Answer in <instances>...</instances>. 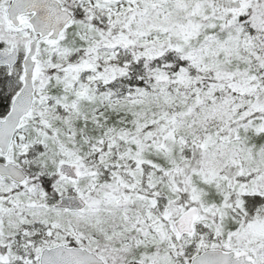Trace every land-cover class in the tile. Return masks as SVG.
Here are the masks:
<instances>
[{
  "label": "snow or ice",
  "instance_id": "snow-or-ice-1",
  "mask_svg": "<svg viewBox=\"0 0 264 264\" xmlns=\"http://www.w3.org/2000/svg\"><path fill=\"white\" fill-rule=\"evenodd\" d=\"M0 264H264V0H0Z\"/></svg>",
  "mask_w": 264,
  "mask_h": 264
}]
</instances>
